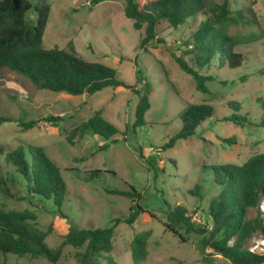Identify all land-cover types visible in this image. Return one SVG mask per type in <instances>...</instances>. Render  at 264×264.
<instances>
[{"label":"rangeland","instance_id":"rangeland-1","mask_svg":"<svg viewBox=\"0 0 264 264\" xmlns=\"http://www.w3.org/2000/svg\"><path fill=\"white\" fill-rule=\"evenodd\" d=\"M45 1L51 5V14L43 46L66 51L73 47L82 58L114 68L127 84L140 86V79L147 78L153 86L151 108L145 115L146 124L135 127L138 98L129 88L106 87L91 96L69 95L38 90L25 76L1 68L0 117H11L13 121L0 125V167L10 190L0 191V209L35 211L41 228L53 227L47 238L53 248L73 224L80 228L115 225L113 250L104 255L102 264H232L211 249H204V235L187 233L183 228H177L180 235L169 230L167 210L181 204L189 210L196 226H205L208 206L220 191L214 183L212 166L242 164L264 152V127L260 123L263 111L258 101L264 96V0H228L231 9L242 11L245 17V23L229 25L228 32L238 36L255 34L257 38L235 47L244 58L239 67L212 62L201 71L217 78L207 83L208 93L196 89L193 77L182 71L169 50L185 49L184 43L191 40L205 16L197 15L177 29L167 21L160 22L156 40L140 49L142 30H136L125 16V0H104L95 6L89 0ZM147 1L139 0L141 5ZM224 1L208 0L211 4ZM29 17L35 21L34 9ZM232 101L241 105L240 111L229 106ZM190 103L211 104L215 113L193 136L161 151L160 147L180 130L179 113ZM97 111L120 130L114 136L116 140L88 135L69 143V132ZM239 112L247 115L251 124L241 126L225 120ZM49 115L63 118L56 122L44 120ZM30 121L37 123L32 128L21 125ZM104 143L106 147L101 148ZM19 145L43 147L61 168L67 183L61 208L52 199L31 195L25 180L7 161L8 153ZM96 169L100 172L93 173ZM131 186L141 193L140 198L107 192L131 190ZM196 186H200L198 193L194 192ZM137 208L140 213L134 223L115 224L114 220H125ZM257 212L251 209L248 217H255ZM147 231L146 258L135 261L132 241ZM263 237L264 233L254 236L247 247ZM84 250L67 245L56 263L30 255L0 258L6 264H86L78 256Z\"/></svg>","mask_w":264,"mask_h":264},{"label":"trees","instance_id":"trees-1","mask_svg":"<svg viewBox=\"0 0 264 264\" xmlns=\"http://www.w3.org/2000/svg\"><path fill=\"white\" fill-rule=\"evenodd\" d=\"M104 0H89L92 6ZM124 14L133 21V27L141 31L139 48H146L156 40L157 25L167 21L177 29L197 15L205 16L191 40L183 48H169L172 57L182 71L190 74L196 89L208 93L207 83L217 78L201 71L212 62L229 68L239 67L244 58L235 50L237 45L254 41L255 34L233 35L228 32L232 23L244 22L242 11H233L229 1L211 4L208 0H149L141 5L139 0H125ZM34 9L35 21L29 13ZM51 14V5L45 0L34 5L33 0H0V69L8 68L28 78L38 90L47 89L69 95L91 96L106 87H126L137 96L135 127L146 124L145 115L151 108L150 93L153 86L147 78L140 79V86L123 82L117 71L101 62L88 61L71 47L69 51L60 48H45L43 38ZM235 15V16H234ZM245 23V22H244ZM158 40V39H157ZM162 41L163 40H158ZM189 57V58H187ZM193 62H191L190 60ZM263 116L264 96L258 99ZM235 111L241 105L229 102ZM215 108L207 103H190L179 113L182 126L163 146L161 151L173 147L178 140L193 136L197 129L212 118ZM63 116H46L44 120L56 122ZM241 126L251 124L247 115L234 113L225 118ZM13 121L11 117H0V125ZM37 121L21 123L32 128ZM120 130L107 120L101 111L74 127L68 134L69 143L84 139L88 135L98 136L106 141H115ZM231 142L232 140H225ZM106 143L101 148H105ZM7 161L25 180L29 193L33 196L52 199L61 208L67 192V183L61 168L53 161L45 149L37 145H19L7 156ZM214 183L220 187L218 195L208 206L207 224L196 226L189 210L177 204L167 210L166 227L180 235L177 228L187 233L204 235L201 241L204 249L209 248L230 260L232 264H264V254L251 252L247 244L254 236L264 233V219L260 212V202L264 191V152L258 153L242 164L224 163L212 166ZM100 170H93V173ZM16 181L15 177H11ZM7 177L0 167V191L9 192ZM88 180V178H87ZM200 186L194 192L198 193ZM108 193L128 198H140L134 187L131 190L110 189ZM133 209V208H132ZM251 209H257L255 217H248ZM60 211V210H59ZM140 208L131 211L125 220H114L132 224L136 221ZM64 215V214H62ZM65 218L67 216L64 215ZM37 213L30 209H0V255H30L33 258L45 257L56 263L67 245L84 248L78 254L86 264H102L101 259L113 250L115 225L107 228H80L72 225L62 242L55 248L47 243L53 227L43 229L38 225ZM150 232L136 236L132 241V256L135 261L146 258L147 241ZM0 264H6L1 261ZM111 264V263H109Z\"/></svg>","mask_w":264,"mask_h":264},{"label":"built area","instance_id":"built-area-1","mask_svg":"<svg viewBox=\"0 0 264 264\" xmlns=\"http://www.w3.org/2000/svg\"><path fill=\"white\" fill-rule=\"evenodd\" d=\"M259 208L264 219V197L261 199ZM248 249L256 254H264V237L257 239L256 242L252 243Z\"/></svg>","mask_w":264,"mask_h":264}]
</instances>
